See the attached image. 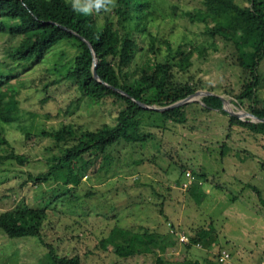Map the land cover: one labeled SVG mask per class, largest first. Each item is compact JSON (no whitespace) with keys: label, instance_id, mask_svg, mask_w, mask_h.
<instances>
[{"label":"rangeland","instance_id":"rangeland-1","mask_svg":"<svg viewBox=\"0 0 264 264\" xmlns=\"http://www.w3.org/2000/svg\"><path fill=\"white\" fill-rule=\"evenodd\" d=\"M154 1L159 16L152 26L154 33L178 42L184 33L194 37L197 26L187 22L184 11L201 7L202 0ZM17 41L0 35L1 62L10 61L8 53ZM217 44L218 51L207 57L195 55L190 75L203 86L199 91L223 96L229 102L227 108L250 111L227 92L242 90L244 75L235 64L237 50L222 38ZM74 56L70 42L60 43L47 62L36 63L12 81L23 82L24 87L17 98L16 120L6 130L16 152L27 160L0 162V213L24 205L49 212L41 237L9 238L0 230V264H53L48 256L51 249L59 255H79L81 264H156L151 254L120 257L110 246L103 247L102 240L116 226L148 228L164 235L173 230L179 237L180 232L187 234L210 224L216 231L211 249H188L171 236L170 252L162 257L173 264H185V259L211 264L220 249H227L241 264L264 262V138L243 128L229 136L228 117L217 109L205 113L193 105L187 124L168 122L166 129H149L153 135L148 144L121 145L112 171L89 174L78 186L36 183L30 178L49 168L48 147L54 144L40 135L44 130L58 129L63 123L90 130L105 122L114 124L119 107L112 101L90 107L85 99H78L75 83L52 84L72 66ZM142 61L138 56L131 68ZM261 70L264 78V60ZM203 96L190 103L204 105ZM224 143L230 151L222 155ZM188 171L196 178L204 174L193 193L189 188L196 178L187 188L182 184Z\"/></svg>","mask_w":264,"mask_h":264},{"label":"trees","instance_id":"trees-1","mask_svg":"<svg viewBox=\"0 0 264 264\" xmlns=\"http://www.w3.org/2000/svg\"><path fill=\"white\" fill-rule=\"evenodd\" d=\"M117 5L109 13L83 15L72 10L70 0H0V35L18 40L8 53L10 61H0V162L27 160L16 152L6 130V126L16 120L17 98L24 87L23 82L12 81L36 63L47 62L51 50L63 42L75 47L73 64L52 84L71 81L76 85L78 99H85L90 107L112 101L119 109L113 116L114 124L105 122L96 130L63 123L58 129L41 132L40 135L49 137L54 145L48 147L47 172L30 174L36 183L60 182L65 187H75L89 174H107L115 166V152L121 145L148 144L153 135L149 129H166L168 122L187 124L193 105L198 106L200 112L217 109L226 115L229 136L243 128L264 138L263 121L252 122L230 115L223 109L220 95L213 91L203 96L204 105L200 106L196 102L159 111L140 105H170L202 89L190 75L193 59L195 55L204 58L218 51L217 41L222 38L235 46V64L244 75L242 90L234 94L227 92L240 105L247 104L257 117L264 118V98L260 93L264 81L261 70L264 0H202L201 7L184 11L187 22L196 25L198 31L192 38L184 33L180 42L152 31L153 23L159 18L154 0H117ZM172 9L176 11L177 6ZM189 30L193 28L190 26ZM76 34L92 44L102 82L93 75L92 49ZM138 56L143 61L132 69L131 64ZM109 85L123 90L126 95ZM49 86L50 83L46 84L45 89ZM25 135L30 137L27 132ZM223 146L222 155H225L230 148L225 143ZM198 176L204 178V174ZM200 177H195L197 181L189 188L192 193L202 184ZM48 212V208L29 205L3 211L0 230L9 238L41 237ZM187 234L188 249L198 244L211 249L216 241L212 224L192 229ZM171 236L178 238L177 233L170 231L164 235L148 228L130 230L116 226L111 235L102 240V246H110L120 257L151 254L156 257V264H173L162 257L170 252ZM48 256L53 264H81L79 255H59L51 249ZM213 261L209 262L219 264L217 254ZM183 262L201 264L191 259Z\"/></svg>","mask_w":264,"mask_h":264},{"label":"water","instance_id":"water-1","mask_svg":"<svg viewBox=\"0 0 264 264\" xmlns=\"http://www.w3.org/2000/svg\"><path fill=\"white\" fill-rule=\"evenodd\" d=\"M77 36H79V35H77ZM79 37L82 40H84L87 43V45L92 49L93 55H94V62H93V68H92L93 75H94V77L97 80H99L100 82H102V80L99 78V75L97 73L98 59H97V56H96L95 51L92 48V44L89 41H87L84 37H81V36H79ZM110 87H112V86H110ZM112 88L114 90H116V91H118V92L126 95V93L123 90H121L119 88H116V87H112ZM210 94H212V92L199 91L198 90L195 93H193L192 95H190V96H188V97H186L184 99H181V100H179L177 102H174V103H172L170 105H166V106H154V105L153 106H149V105H145V104H142V103H140V105H142V106H144L146 108L154 109V110L165 111V110H169V109H172V108H175V107H179V106L188 104V103L193 102V101H197V99L195 98L196 96H199V95H210ZM220 98L222 99V101L224 103L223 109L225 111H227L230 115L237 116V117H239L242 120H248V121H252V122H259V121H263L264 122V118H259V117H257L255 114H253L250 111L236 112V111H234L232 109L227 108L226 105H227L228 102L226 101V99L223 96H220ZM244 117H249L250 119H245Z\"/></svg>","mask_w":264,"mask_h":264},{"label":"clouds","instance_id":"clouds-1","mask_svg":"<svg viewBox=\"0 0 264 264\" xmlns=\"http://www.w3.org/2000/svg\"><path fill=\"white\" fill-rule=\"evenodd\" d=\"M70 5L74 12L83 15L109 13L118 6L117 0H70Z\"/></svg>","mask_w":264,"mask_h":264},{"label":"built area","instance_id":"built-area-1","mask_svg":"<svg viewBox=\"0 0 264 264\" xmlns=\"http://www.w3.org/2000/svg\"><path fill=\"white\" fill-rule=\"evenodd\" d=\"M194 179L195 177L192 174V172L190 171L186 172V181L183 182V187L185 188L189 187L193 183ZM170 232L177 233V231H173V230H171ZM178 238L179 241L183 244L189 243V235L186 234L185 232H180ZM197 246L201 248L203 247L201 244H198ZM216 254H217V261L219 264H241L240 262H237L235 260L236 258L234 257L232 252H230L227 249H220ZM261 264H264V262H262Z\"/></svg>","mask_w":264,"mask_h":264},{"label":"bare ground","instance_id":"bare-ground-1","mask_svg":"<svg viewBox=\"0 0 264 264\" xmlns=\"http://www.w3.org/2000/svg\"><path fill=\"white\" fill-rule=\"evenodd\" d=\"M227 101V100H226ZM229 103V102H228ZM228 103H227V105L226 106H228ZM232 109V108H231ZM239 110V109H238Z\"/></svg>","mask_w":264,"mask_h":264}]
</instances>
